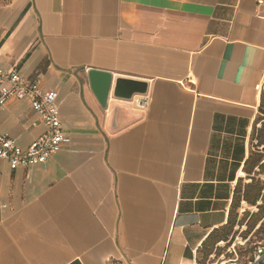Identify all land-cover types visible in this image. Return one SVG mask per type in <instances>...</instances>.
Listing matches in <instances>:
<instances>
[{
    "label": "crops",
    "instance_id": "obj_1",
    "mask_svg": "<svg viewBox=\"0 0 264 264\" xmlns=\"http://www.w3.org/2000/svg\"><path fill=\"white\" fill-rule=\"evenodd\" d=\"M0 68L55 89L70 138L44 163L0 159V264H206L220 252L235 189L263 178L244 163L264 0H0ZM44 131L28 101L0 108L21 148ZM228 251L221 264H237Z\"/></svg>",
    "mask_w": 264,
    "mask_h": 264
},
{
    "label": "built area",
    "instance_id": "obj_2",
    "mask_svg": "<svg viewBox=\"0 0 264 264\" xmlns=\"http://www.w3.org/2000/svg\"><path fill=\"white\" fill-rule=\"evenodd\" d=\"M57 96L55 89L43 90L17 70L0 68V108L12 99L28 101L45 125V131L27 148H21L8 134L0 132V159L6 160L11 169L44 163L70 142L58 116ZM263 259L264 245H258L247 264H259Z\"/></svg>",
    "mask_w": 264,
    "mask_h": 264
},
{
    "label": "rangeland",
    "instance_id": "obj_3",
    "mask_svg": "<svg viewBox=\"0 0 264 264\" xmlns=\"http://www.w3.org/2000/svg\"><path fill=\"white\" fill-rule=\"evenodd\" d=\"M262 98L264 99V84L262 87ZM260 124H262V114H259ZM259 125L256 126V128H259ZM255 144V141H254ZM262 146L254 147V150H261ZM263 177L260 179L262 182H264V173L261 174ZM240 194L243 193L245 190L244 187H239ZM264 204V201H263ZM249 205V204H248ZM245 208L248 213H241L240 209ZM248 221V229L245 225V223ZM231 222L234 224L233 226H230L225 230L224 232H230L228 240H230L229 245L227 242H224V245L220 249L219 254H215L213 257H207L204 261L206 264H221L222 255L226 256L225 252H229L228 250H231L228 257L230 261H235L237 264H247L248 260L252 255H250L252 250L255 246L258 245H264V205L263 209L258 212V209L256 207H253L248 209L246 207V204L240 203V206L233 210L232 216H231ZM255 223L256 226H253ZM252 227V228H251ZM234 233V234H233ZM223 235L222 233L220 236Z\"/></svg>",
    "mask_w": 264,
    "mask_h": 264
},
{
    "label": "trees",
    "instance_id": "obj_4",
    "mask_svg": "<svg viewBox=\"0 0 264 264\" xmlns=\"http://www.w3.org/2000/svg\"><path fill=\"white\" fill-rule=\"evenodd\" d=\"M259 112L262 114L263 122L259 128H256V126L254 127L251 140H252L253 148L254 147L258 148L259 146H262V149L251 152V155L245 161L244 170L247 174L255 173V175H261L262 173H264V99L263 98L259 107ZM256 167L258 168V171H254ZM250 178L252 179V181L244 185L245 190L243 191L242 194H240L239 186L235 189L234 198L231 206V212H233L234 209L240 206L241 201H245L249 205L256 206L258 212L263 209L264 182H262L260 178L258 179H256L255 177H250ZM259 201L261 202L260 204H258ZM244 213H248V212L245 211ZM231 216L232 215H230V221L228 222V225L226 227L234 226V224H232L231 222ZM256 224L257 223H255L253 226H256ZM245 225L248 229L249 228L248 221L245 223ZM224 231H222L223 235H221V237L229 245L230 240H228V237L230 232L226 233ZM217 254H219V252H217Z\"/></svg>",
    "mask_w": 264,
    "mask_h": 264
},
{
    "label": "water",
    "instance_id": "obj_5",
    "mask_svg": "<svg viewBox=\"0 0 264 264\" xmlns=\"http://www.w3.org/2000/svg\"><path fill=\"white\" fill-rule=\"evenodd\" d=\"M98 75H106V74L104 72H99V71H96V70H91L89 72V76H90L91 79L96 78V76H98ZM108 88H109L108 83H106V85L101 87L99 95L101 96L102 101L106 100L107 93H108Z\"/></svg>",
    "mask_w": 264,
    "mask_h": 264
}]
</instances>
